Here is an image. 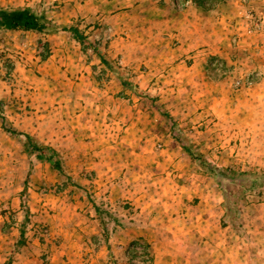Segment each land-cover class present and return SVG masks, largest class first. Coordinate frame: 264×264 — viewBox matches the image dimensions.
Returning a JSON list of instances; mask_svg holds the SVG:
<instances>
[{
  "label": "rangeland",
  "instance_id": "rangeland-1",
  "mask_svg": "<svg viewBox=\"0 0 264 264\" xmlns=\"http://www.w3.org/2000/svg\"><path fill=\"white\" fill-rule=\"evenodd\" d=\"M18 8L43 17L46 30L0 29V170L20 200L1 253L33 252L49 264L61 243L54 216L69 221L70 206L82 214L88 204L108 236L103 264H136L134 244L153 264L149 246L124 234L128 177L105 183L94 155L105 148L85 135L126 124L150 132V195L176 206L177 222L199 216L205 230L210 218L216 264H240L238 238L264 240V0H0V9ZM70 123L83 127L72 136L77 148L63 141ZM34 143L57 152L61 172L36 158ZM114 150L108 157L133 148Z\"/></svg>",
  "mask_w": 264,
  "mask_h": 264
},
{
  "label": "crops",
  "instance_id": "crops-1",
  "mask_svg": "<svg viewBox=\"0 0 264 264\" xmlns=\"http://www.w3.org/2000/svg\"><path fill=\"white\" fill-rule=\"evenodd\" d=\"M107 54L112 55V52L110 53V51H108ZM80 79L82 81V77ZM144 121H146V118ZM147 123L149 125V130H151L150 122L147 121ZM133 126V130L130 132L129 127L126 124H122L121 126H116V128L105 127L103 130H99V132L97 130L88 129V133L90 130L92 132L90 134H85L89 140L95 142L91 144L96 145V142L99 141L100 146L105 148V151L101 150L94 153L96 156H101L95 167L99 169V175L105 183L114 180L115 177H119L121 174L124 178L125 176L128 177V190L125 193L128 195L127 198L131 202L128 203L129 218L126 225L127 233H124L125 236L128 237L127 241H132L140 237V241L145 242L151 250L153 264H204V262L207 264H216L214 249L216 235L214 224L210 222V218L207 220L205 229L206 234L204 235L205 224L203 225V222L198 220L199 216H196V220H194L190 215L185 214L184 216L186 218L184 220L187 221H185V223L177 222V218L180 216H170V214L177 215V207L161 204L159 199H155L154 196L150 195L149 184L146 183L149 179V173L145 169V164H147L150 158V155L147 154L148 151H145L149 146L148 142H150L146 139V134L149 135L150 132L142 133L140 129L134 132V129L138 127V125ZM82 128H78V124L73 126L70 123L69 126H66V130L64 131V134L68 135L63 138V141L70 143L71 146L74 144L73 147L77 148L78 144L72 143V136L75 131H82ZM146 130L147 128L144 127V131ZM138 131H141L143 135L138 136ZM101 132H103L102 135L99 134ZM49 141H52L50 142V146L55 145V141L52 139ZM141 145H143L144 150L142 153L139 152L138 154L135 149L141 147ZM113 147L115 150H120L122 147L133 148V150H130V153L120 150L118 154H125V157L113 156L114 154L108 157L107 150ZM135 163H142L144 166L141 168L136 166ZM125 168L126 170L123 171ZM7 177V166L4 165L0 170V238L5 236L2 233V227H9L10 224L11 226L14 225L9 221L11 212L15 213L17 216L20 213L18 190H13V185L9 187ZM15 184L16 188H18V181ZM104 184L101 183L100 185L104 186ZM107 199L110 198L107 197ZM84 205L85 206H82L84 209L82 214L77 213L79 207L75 204L70 206L74 213H72V218L69 221H59L56 215L54 216L52 228L54 235L53 240L56 244L58 243L56 239L59 237V242L61 243L57 247L55 246L53 252L48 254V259L50 260L49 264H103L102 247L100 245L105 241L104 239L107 240L108 237L105 236L103 232V223L101 222L103 220L99 218V211H95L94 208V211H92V205ZM183 206L187 207V211L193 209V205L191 204ZM110 207L112 206L110 205ZM53 211H57L56 207ZM183 228H186V231H182ZM9 229L11 230L12 227H9ZM178 232L181 233L178 234ZM116 233L117 230H115V234ZM248 237L250 236L238 238L240 246H238L239 250L235 252V255L239 258L240 264H248V257L249 259H264V240H262V238L260 240L256 237L247 240ZM4 239H7V236H5ZM251 241H255V244L260 246L259 248H263L259 251L260 256L256 254V252L252 253V250H255L254 248H246V245L252 244ZM178 242L185 243L186 247L190 249L187 251H176L172 245ZM200 242L203 245H207L205 254L199 252L197 249L198 246L201 245ZM5 243V240L0 243V264L37 263V256L33 252L19 251L16 253H1V245ZM106 243H109L108 240ZM243 249L245 250L243 251ZM247 251L248 253H246ZM261 264H264V261H262Z\"/></svg>",
  "mask_w": 264,
  "mask_h": 264
},
{
  "label": "trees",
  "instance_id": "trees-1",
  "mask_svg": "<svg viewBox=\"0 0 264 264\" xmlns=\"http://www.w3.org/2000/svg\"><path fill=\"white\" fill-rule=\"evenodd\" d=\"M205 0H195V3L203 6ZM0 29L43 32L46 30V21L43 17L36 15L28 8L13 10L0 9ZM29 138L28 136H25ZM31 150L39 161H45L58 171H62L61 161L57 152L48 146L31 144Z\"/></svg>",
  "mask_w": 264,
  "mask_h": 264
},
{
  "label": "built area",
  "instance_id": "built-area-1",
  "mask_svg": "<svg viewBox=\"0 0 264 264\" xmlns=\"http://www.w3.org/2000/svg\"><path fill=\"white\" fill-rule=\"evenodd\" d=\"M130 251H132L131 256L133 255L135 256L132 263L133 262H135L136 264H150L151 263L150 256L144 246L134 244L133 246H131Z\"/></svg>",
  "mask_w": 264,
  "mask_h": 264
}]
</instances>
